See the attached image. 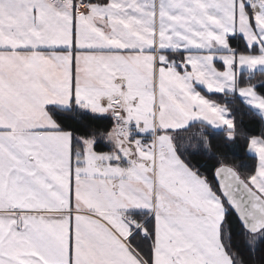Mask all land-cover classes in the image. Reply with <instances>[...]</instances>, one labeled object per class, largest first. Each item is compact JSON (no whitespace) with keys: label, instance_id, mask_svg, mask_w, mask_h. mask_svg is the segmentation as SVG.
<instances>
[{"label":"snow or ice","instance_id":"6c2138e0","mask_svg":"<svg viewBox=\"0 0 264 264\" xmlns=\"http://www.w3.org/2000/svg\"><path fill=\"white\" fill-rule=\"evenodd\" d=\"M257 71L264 0H0V264H264V136L198 90L264 120Z\"/></svg>","mask_w":264,"mask_h":264},{"label":"trees","instance_id":"16d2710c","mask_svg":"<svg viewBox=\"0 0 264 264\" xmlns=\"http://www.w3.org/2000/svg\"><path fill=\"white\" fill-rule=\"evenodd\" d=\"M233 46H239L243 48L242 41H233ZM218 65V64H217ZM248 70H244V78H249ZM264 80V75H261L259 71L255 73L252 77V83L257 84L258 82ZM202 91L213 100L223 104L228 109H230V116L234 118V123L237 125L238 129L245 134L247 137L253 136H264V120L261 119V114L254 109H251L245 104H242L239 99L236 100L235 104L228 103V100L231 97H225L223 94L209 93L205 89L201 88ZM262 91L261 89H257ZM100 123V122H97ZM110 123V122H104ZM199 124H195L191 127L190 131L187 133H182L179 138L181 144H187L191 135L199 131ZM206 131L212 133L211 139L212 149L209 152H205L201 149L199 142L192 141V144H195V147L189 145L185 152L187 160L191 162L193 166L198 168L201 173L207 176L210 180L213 179V170L216 161L212 158L213 153L223 155L225 158V163L234 164L236 166L251 165L254 163V156L247 151L246 146L249 143V140L244 138H239L234 145L228 146L227 141L224 139L225 133L223 129H213L209 128ZM219 146V147H217ZM109 150L105 148L104 151ZM215 184V180H213ZM138 220L146 221L147 214L144 216L136 217ZM237 244L240 243V240L237 238L235 241Z\"/></svg>","mask_w":264,"mask_h":264},{"label":"crops","instance_id":"0c3cea01","mask_svg":"<svg viewBox=\"0 0 264 264\" xmlns=\"http://www.w3.org/2000/svg\"><path fill=\"white\" fill-rule=\"evenodd\" d=\"M174 58H179V57H174ZM217 66L220 67L219 64H218ZM244 70H247V69L245 68ZM203 89H204V88H203ZM198 90H200V91H201V94L204 95L206 98H208L210 101L216 102V103L220 104L221 106H224L223 104H221V103H219V102L213 100L212 98L208 97V96L202 91L201 88L198 89ZM226 118H231L230 114L226 115ZM253 137H261V136H253ZM107 151H109V150H107ZM248 152H249V151H248ZM249 153H250V152H249ZM250 154L255 155V154H253V153H250ZM141 187H143V185H141ZM157 190H158V188H157ZM144 191H145V193H147V192H148V189H147V188H144ZM86 214H87V213H86ZM129 218H131V217H129ZM97 219H98V218H97ZM135 219H137V218L135 217ZM137 220H138V219H137ZM142 222H143V221H142ZM110 226H111V225H110Z\"/></svg>","mask_w":264,"mask_h":264},{"label":"rangeland","instance_id":"374dc122","mask_svg":"<svg viewBox=\"0 0 264 264\" xmlns=\"http://www.w3.org/2000/svg\"><path fill=\"white\" fill-rule=\"evenodd\" d=\"M258 111V110H257ZM259 112V111H258ZM260 113V112H259ZM153 203H154V201H153Z\"/></svg>","mask_w":264,"mask_h":264}]
</instances>
